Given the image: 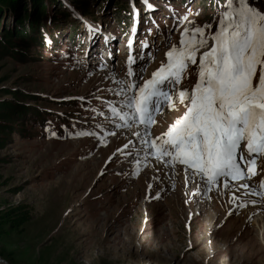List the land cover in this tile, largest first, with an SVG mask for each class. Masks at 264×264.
Segmentation results:
<instances>
[{"label": "rangeland", "instance_id": "rangeland-1", "mask_svg": "<svg viewBox=\"0 0 264 264\" xmlns=\"http://www.w3.org/2000/svg\"><path fill=\"white\" fill-rule=\"evenodd\" d=\"M59 1L49 8L57 19L38 23L40 41L28 56L2 57L0 49V106L22 102L42 112L14 121L0 148V218L19 216L3 219L0 264H264V199L242 193L232 206L242 183L206 186L185 177L195 169L182 165L178 183L166 171L178 163L151 164L156 157L140 143L144 125L121 127L109 114L110 105L122 107L116 92L167 63L189 22L214 33L225 0H147L152 9L144 0ZM247 2L264 13V0ZM13 21L5 11L0 35ZM204 50L172 92L175 106L149 125L154 137L186 110L178 89L191 91Z\"/></svg>", "mask_w": 264, "mask_h": 264}, {"label": "snow or ice", "instance_id": "snow-or-ice-1", "mask_svg": "<svg viewBox=\"0 0 264 264\" xmlns=\"http://www.w3.org/2000/svg\"><path fill=\"white\" fill-rule=\"evenodd\" d=\"M221 7L214 33L205 34L210 25L191 27L194 22H189L179 45L166 52L167 63L142 85L133 79L116 92V96L122 95V107L110 105V111L123 121L121 127L144 125L140 143L149 155L168 157L165 164L178 162L193 168L194 175L209 185L223 179L227 187L229 180L255 175L248 165H255L257 157L264 155V13L247 0H225ZM128 44L131 47L132 40ZM200 49L205 50L198 57L196 83L190 92L178 89L186 110L166 132L153 138L149 125L165 105L175 106L172 92L187 65L196 63ZM127 61L131 65L134 58L129 55ZM128 74L135 75L131 68ZM133 136L140 137L141 132H133ZM260 187L264 188V180Z\"/></svg>", "mask_w": 264, "mask_h": 264}, {"label": "trees", "instance_id": "trees-1", "mask_svg": "<svg viewBox=\"0 0 264 264\" xmlns=\"http://www.w3.org/2000/svg\"><path fill=\"white\" fill-rule=\"evenodd\" d=\"M47 1L48 0H0V22L2 20V15L7 10L13 13L14 20L13 25L9 29L5 27L6 32L0 35L2 37V40H0V49L4 51L2 52V57H17L19 53L23 56H28L26 52L28 45L31 42L36 43L40 41L39 35L36 36L38 23L42 19H45L44 23L46 24L51 21V19L55 21L57 18L56 16H52L49 8L50 6L60 8L62 5L59 0H49V3H47ZM72 1L74 2L75 0ZM74 3L78 5L76 2ZM21 48H24L23 51L25 52H22L20 50ZM5 93V91H1L0 97L2 95L5 96ZM13 95H15V93H13ZM27 114L40 117L42 112L37 109V107L29 106L22 102H7L0 106V119H3V121H0V127L2 128V130L0 129V134L2 133L0 136V148L6 145L7 139L4 136L13 133L14 125L12 123L18 121L22 124V120ZM15 217L19 219V216ZM15 217H11V215L7 213L3 219L9 218L10 220L7 222L14 224L16 223L14 222V219H16ZM3 219L0 218V220H2V224L0 223V236L1 233H3L2 225L5 224V220Z\"/></svg>", "mask_w": 264, "mask_h": 264}, {"label": "bare ground", "instance_id": "bare-ground-1", "mask_svg": "<svg viewBox=\"0 0 264 264\" xmlns=\"http://www.w3.org/2000/svg\"><path fill=\"white\" fill-rule=\"evenodd\" d=\"M133 142L134 141H132V142H130L129 143V145H132L133 144ZM159 141H157V143H158ZM138 143V141L137 142H135V145ZM263 158H264V155H263ZM154 161H152L151 162V164L153 163L154 164V162H156V163H159L161 166V169L162 170H164V168H169V165H167V164H165L164 163V161H157V158H155V159H153ZM264 162V159L263 160H261L260 161V163H263ZM178 163V162H177ZM158 164V165H159ZM179 165L178 166H176V168H178V169H176V170H166V171H168V172H170V175L171 174H174V176H173V180L174 179H176V180H178V183H180V180H179V175H180V173H179V171H181V170H179V168H182L181 167V165L182 164H180V163H178ZM262 167H264L263 165H262ZM152 169V171H154V168H151ZM175 169V168H174ZM183 169V168H182ZM173 172V173H172ZM164 175H166V174H164ZM186 175H187V177L188 176H190L191 178H193V179H195V178H197V179H199V181H201L200 180V178H199V176H196V175H193V174H191V172L189 171V172H185V174H184V176L186 177ZM249 175L251 176V178H250V182H245V183H243V184H246V185H248V187L247 188H244V187H241L240 185L238 186V190H237V193H236V195H235V197H234V201H233V199L231 200V202L233 201V204H232V206H234L235 204H236V206H237V204H238V200L241 198V195H242V193H244L247 197H251L252 199H257V201L256 202H258L259 200L258 199H264V196H261V195H259L260 193V191H258V192H255L254 190L256 189L255 187L254 188H252V185H253V183L254 184H256V185H258V187L260 188V185L258 184V179H256L255 177H253V175L251 174V173H249ZM186 181H187V183H188V180H187V178H186ZM253 182V183H252ZM203 184H205L206 186H210V187H216V186H221L222 185V187L224 188V186H225V182L224 181H220L219 183H217V184H215V185H209V184H207L206 182H202ZM187 187H188V185H187ZM194 187V186H193ZM234 186H233V184H232V182H228V186L227 187H225L223 190H225V191H230L231 190V188H233ZM220 188V187H219ZM228 188V189H227ZM192 189V186L190 187V190ZM198 189V188H197ZM213 189V188H212ZM193 191V190H192ZM212 192V191H211ZM211 192L209 193V194H211ZM194 194H195V192H193ZM212 196V195H211ZM239 198V199H236V198ZM242 199V198H241ZM214 201H217L218 202V199L216 198V199H214ZM251 202L252 201H249L248 199L245 201V205L246 206H250V204H251ZM220 204V203H219ZM261 203H259V205H260ZM221 205V204H220ZM264 205V204H263ZM263 205H261V206H263ZM264 207V206H263ZM257 208V207H256ZM219 211L221 210L220 208L218 209ZM253 210V209H252ZM250 211H251V209H250ZM256 211V210H255ZM262 216V215H261ZM218 218V217H217ZM259 221L262 223V224H264V216H262L261 218H259Z\"/></svg>", "mask_w": 264, "mask_h": 264}, {"label": "water", "instance_id": "water-1", "mask_svg": "<svg viewBox=\"0 0 264 264\" xmlns=\"http://www.w3.org/2000/svg\"><path fill=\"white\" fill-rule=\"evenodd\" d=\"M0 261H1V259H0Z\"/></svg>", "mask_w": 264, "mask_h": 264}]
</instances>
